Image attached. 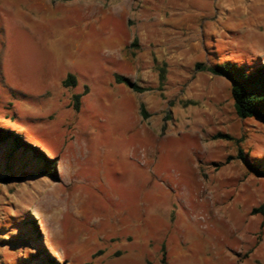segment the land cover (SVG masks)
Masks as SVG:
<instances>
[{
    "label": "rangeland",
    "instance_id": "rangeland-1",
    "mask_svg": "<svg viewBox=\"0 0 264 264\" xmlns=\"http://www.w3.org/2000/svg\"><path fill=\"white\" fill-rule=\"evenodd\" d=\"M241 4L0 0V264H264V123L195 67L264 65Z\"/></svg>",
    "mask_w": 264,
    "mask_h": 264
},
{
    "label": "trees",
    "instance_id": "trees-1",
    "mask_svg": "<svg viewBox=\"0 0 264 264\" xmlns=\"http://www.w3.org/2000/svg\"><path fill=\"white\" fill-rule=\"evenodd\" d=\"M199 71L207 72L208 74L226 80L230 85V96L235 115L239 119H256L264 123V65L258 64L253 69H246L233 62H223L219 64L204 65L198 63L195 65ZM163 78V75H160ZM115 82H125L134 92L141 93L145 90L130 83L125 77L115 75ZM66 84V81L64 82ZM14 136L12 131H5L0 129V145L5 143L10 137ZM18 142L15 146L19 147L20 140L15 135ZM217 138L224 140H234L228 135L219 134ZM35 151L40 156L39 159L43 163L39 173L47 178L56 179L57 174L54 169V163L47 159L42 151L37 149ZM236 159L240 160L245 169L257 176L264 177V170L259 166L251 163L243 150L238 146ZM261 213L264 216V206L258 209H253L252 214ZM53 263V259L50 258ZM56 264V263H54ZM88 264V263H86Z\"/></svg>",
    "mask_w": 264,
    "mask_h": 264
},
{
    "label": "crops",
    "instance_id": "crops-1",
    "mask_svg": "<svg viewBox=\"0 0 264 264\" xmlns=\"http://www.w3.org/2000/svg\"><path fill=\"white\" fill-rule=\"evenodd\" d=\"M245 2L247 4H241L239 6H241L243 8L244 7H249L250 8V6L253 7L255 5H257V6H263L264 7V0H245Z\"/></svg>",
    "mask_w": 264,
    "mask_h": 264
}]
</instances>
